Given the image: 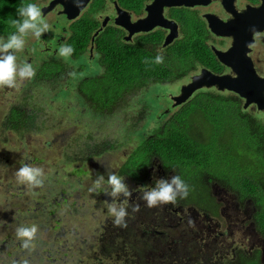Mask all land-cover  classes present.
Returning a JSON list of instances; mask_svg holds the SVG:
<instances>
[{
	"label": "trees",
	"instance_id": "obj_1",
	"mask_svg": "<svg viewBox=\"0 0 264 264\" xmlns=\"http://www.w3.org/2000/svg\"><path fill=\"white\" fill-rule=\"evenodd\" d=\"M28 3L33 2L0 0V39L6 41L16 32L11 21L21 19L17 9ZM93 29H89L81 21L71 23L67 27L69 35L63 44L74 49L71 58L85 57L84 54L87 60H95L102 68L97 74L82 77L77 84L78 91L94 111L111 112L122 99L139 91L143 92L149 85L170 81L175 77L176 68L183 66L180 59L170 54L163 56V63L157 64V55L152 51L142 47H124L119 41L118 31L109 27L100 30L95 36L93 55L90 56L89 37ZM181 59L185 62L186 70L194 62L208 68L216 63L208 47L186 48ZM31 64L36 69L33 78L38 83L59 80L70 68L68 61L60 59ZM82 66L80 64L75 69ZM36 113L35 107L28 108L18 104L11 106L2 117L0 143L16 151L6 152L0 166V175L5 168L19 169L25 164L40 166L39 163L50 159L46 151L49 143L40 146L31 141ZM66 133L67 130L56 133L55 140L61 139ZM62 139L63 143L58 147H70V135ZM118 146L108 140L95 143L80 161L84 164L92 163L94 158ZM70 159L74 161L69 163L76 162L74 157ZM155 165L159 166V172L155 171ZM113 173L127 177L141 184V187L146 186V182L153 180L154 176L170 179L171 176L178 175L188 185V195L186 198L178 197L175 205L149 208L143 200V191L137 188V191L132 192L129 204H139L140 210L133 213L131 207H128L126 227L114 225V218L108 212V204L113 201L106 195L104 200L107 203V215L97 224H91L88 238L91 237L92 241L85 235L80 237V249L70 246L80 257L78 264H161L163 259L165 264H173L167 253V246L175 248L179 241L181 252L183 241L175 228L177 225L182 228L186 226V212L216 215L218 206L223 205L227 197L224 196L225 193L243 208L249 200H254L256 221L261 228L264 227V121L257 114L244 109L238 95L195 92L164 122L154 127L150 134L142 135L141 140ZM20 184L17 183L10 189V197L4 200H14L18 193L28 197L21 188L19 192L16 191ZM221 187H225V190H221ZM56 194V200L40 204L47 217L44 232L47 236L51 235L49 242H54L49 252L55 249L60 252L58 245L63 248L67 244V239L64 238L69 239V233L73 232L72 228L70 231L66 227L63 212L66 206L71 212L74 204L68 202L65 191L61 190ZM27 201L29 198L24 199L23 203ZM124 202L123 197L116 201L118 204ZM17 210L25 209L20 207ZM23 218L26 216L23 215ZM33 224L38 226V236L42 231L36 220L0 227V235L6 239L0 242H16L19 240L16 236L17 227ZM64 249L67 251L69 248ZM11 251L10 248L8 252ZM240 261L243 264H258L257 260L251 261L244 257H240ZM177 264H183L182 257Z\"/></svg>",
	"mask_w": 264,
	"mask_h": 264
},
{
	"label": "rangeland",
	"instance_id": "obj_2",
	"mask_svg": "<svg viewBox=\"0 0 264 264\" xmlns=\"http://www.w3.org/2000/svg\"><path fill=\"white\" fill-rule=\"evenodd\" d=\"M25 39L24 50L15 52L18 63L60 59L68 61L70 68L59 80L38 83L32 77L21 82L17 88H0V123L13 105L35 107L37 113L32 126L31 141L40 146L49 143L46 151L50 157L38 166L43 169L45 176L42 187L32 188L21 183L16 189L17 192L25 190L28 197L18 193L14 200H4L10 197L9 190L20 182L16 176L18 168L10 167V170L5 168L1 172L0 227L36 220L42 232L34 241V247L29 250L21 246L20 240L11 244L0 242V264H13V261L22 264L25 259L29 264H78L80 257L70 249V246L73 249H80L82 243L80 237L86 235L88 238V234H91V224H97L106 217L107 203L104 198L107 195L105 193L111 191L107 184L108 175L113 174L125 160L142 135L150 134L154 127L164 122L183 104L172 106L171 101V96L178 92L179 82L169 84L168 81L149 85L143 92L139 91L122 99L111 112L94 111L78 91L77 84L82 77L101 72V66L95 60H87V57L80 59L60 57L58 52L63 45V39L59 41L49 38L46 33L39 39L32 35L35 43L39 44L41 41V47L31 45L33 44L31 34ZM259 62H262L261 56ZM80 64L83 66L75 69ZM62 130H67L65 136L71 137L70 147H58L63 143L62 138L65 136L55 140V135ZM107 140L119 146L94 158L92 163H81L80 159L90 152L91 145ZM8 151L16 150L0 143V166ZM70 157H74L76 162L69 163L74 161ZM154 168L159 172L158 165ZM99 175H103L105 179L102 186L97 189L94 182ZM124 179L131 190L140 189L141 184L127 177ZM158 179L154 176L153 180L146 182V186L155 185ZM90 189L94 191L90 192ZM61 190L65 191L68 202L74 204L71 212L67 206L63 212L66 227L70 231L72 228L73 232L69 233V239L64 238L67 239V244L63 248L58 245L60 252H56L57 249L49 252L54 242L50 243L51 235L47 236L44 232L47 217L40 204L51 199L56 200L58 198L56 192L60 193ZM224 196L229 197V194L225 193ZM28 198L29 201L23 203V200ZM20 207H24L25 210L18 211L17 208ZM23 215L26 218L22 219ZM88 239L92 241L91 237ZM4 240L6 239L0 235V241ZM65 247L69 249L66 251ZM10 248L12 251L8 252Z\"/></svg>",
	"mask_w": 264,
	"mask_h": 264
},
{
	"label": "flooded vegetation",
	"instance_id": "obj_3",
	"mask_svg": "<svg viewBox=\"0 0 264 264\" xmlns=\"http://www.w3.org/2000/svg\"><path fill=\"white\" fill-rule=\"evenodd\" d=\"M30 1L40 7L44 19L50 25L46 32L49 38L64 41L69 35V24L78 21L89 29L94 28L89 37L90 56L93 55V34L100 27L118 31L119 41L124 47H142L162 57L168 54L176 56L183 64L176 68L175 77L170 80L173 82L169 81V84L179 82L176 94L203 68L214 74L230 75L234 79L241 77L245 80L248 78L247 82L256 81L254 76L248 74L246 58L238 56L231 59L234 70L220 62L213 50L226 51L233 42L232 36L218 35L215 31L252 29V40L245 52L256 76L264 80V0H86L79 9L84 0ZM77 9L75 16L70 18L68 15L75 13ZM260 25H263L262 30L258 28ZM167 37L171 41L164 45ZM31 40V45L42 46L41 41L39 44L33 41L32 35ZM203 47L209 48L216 63L208 68L194 62L186 70L185 62L181 59L186 48ZM256 82H262L264 86V81ZM197 91L238 95L237 92L220 90L215 86L203 87L195 92ZM240 98L243 105L244 99ZM246 109L264 121V111L258 110L255 103ZM221 190H225V187H221ZM255 207L256 203L252 199L243 208L229 197L223 205L218 206L216 215L186 212V226L182 228L177 225L175 228L177 235L182 237L181 252L179 241L175 248L167 246V253L173 264H177L181 257L183 264H207V261L210 264H243L240 257L264 264V227L261 228L256 221ZM161 264H165L164 259Z\"/></svg>",
	"mask_w": 264,
	"mask_h": 264
},
{
	"label": "clouds",
	"instance_id": "obj_4",
	"mask_svg": "<svg viewBox=\"0 0 264 264\" xmlns=\"http://www.w3.org/2000/svg\"><path fill=\"white\" fill-rule=\"evenodd\" d=\"M21 19L11 21L16 28V32L11 34L7 40L0 39V88H17L19 84L26 79H31L35 76L36 69L31 63H18L15 52L23 51L26 44V37L31 34L39 39L42 34L50 29V25L44 19L40 7L35 3H28L17 9ZM74 49L67 44H63L59 48V56L68 58L72 55ZM155 63H163L162 55H157ZM17 179L22 184H27L32 188L42 187L44 184V171L38 166L28 164L20 167L16 172ZM104 176L99 175L96 179L95 188H100L104 182ZM107 184L111 191L106 192L112 198V203L108 204V212L114 218L113 223L118 227H126V217L129 216L128 207H131L133 213L140 210L139 204L130 205L132 192L124 177L116 174H110L107 177ZM143 200L149 208L160 205L177 203V198H186L188 195V185L178 175L171 176L170 179H158L155 181L154 187L142 186ZM94 189H90V192ZM121 197L124 198L123 204H118ZM38 226H20L16 229V236L22 242L21 246L26 249L34 247V241L37 238ZM13 264L18 262L13 261ZM22 264H29L25 259Z\"/></svg>",
	"mask_w": 264,
	"mask_h": 264
},
{
	"label": "water",
	"instance_id": "obj_5",
	"mask_svg": "<svg viewBox=\"0 0 264 264\" xmlns=\"http://www.w3.org/2000/svg\"><path fill=\"white\" fill-rule=\"evenodd\" d=\"M84 2L78 7L81 8ZM78 9L75 13L68 15L70 18L74 17L75 14L78 12ZM263 25H260L258 28H262ZM102 29L100 27L96 30L93 34V38L97 35L98 31ZM262 30V29H261ZM251 30L245 31H215L218 35H230L233 37L232 45L226 51H221L213 48L214 54L216 58L224 65L228 66L229 68H234V64L231 61L234 60V57L241 56L248 60L247 68L248 74L254 76L256 81H264L263 79L256 76L254 73V68L249 60L248 56L246 55L245 49L247 48L248 44L251 42ZM171 41V38L167 37L164 45L168 44ZM92 50H90V53ZM242 66V63L240 64ZM242 76V74H241ZM248 79V78H247ZM246 79V80H247ZM245 79L239 78H232L230 75H218L211 73L209 70L203 68L199 74H195L192 76L190 81L181 87V90L178 94L171 96L172 106H177L181 103H184L189 99L196 90L205 87H212L215 86L220 90H230L233 92H237V94L244 99L243 108L246 109L250 104L255 103L257 105L258 110L264 111V86L262 82H247ZM239 83L241 84L239 86Z\"/></svg>",
	"mask_w": 264,
	"mask_h": 264
}]
</instances>
